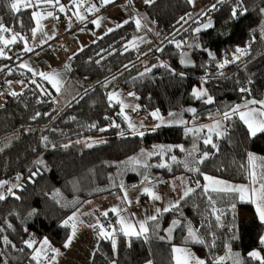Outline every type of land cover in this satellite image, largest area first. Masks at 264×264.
Wrapping results in <instances>:
<instances>
[{
    "label": "trees",
    "instance_id": "16d2710c",
    "mask_svg": "<svg viewBox=\"0 0 264 264\" xmlns=\"http://www.w3.org/2000/svg\"><path fill=\"white\" fill-rule=\"evenodd\" d=\"M11 2L0 0V22L9 29L0 36L16 34L20 39L7 46V51L17 54L0 58L1 68L10 67L1 77L3 82L24 80L27 84L18 95H7L0 107V181L10 182L16 175L22 176L15 195L0 200V264H37L32 256L45 238L53 248L64 251L71 228L63 222L89 200L130 189L144 180L156 183L181 174L189 175L194 185L199 181L200 187L181 199L178 207L149 221L147 240L115 234V248L112 239L101 240L92 264H175L174 246L191 248L207 264H216L219 257H226L222 264H234L235 254H239L242 264H262L249 253L259 251L264 257V244L260 243L264 224L258 219L241 220L219 214L233 204L237 211L247 213H253L254 206L238 202L235 192L209 190L205 194L203 189L205 175L247 183L248 154L264 157V133L252 137L243 122L232 116L229 130L213 137L216 148L205 144L201 137L198 157L206 152L208 158L196 164L192 160L196 140L182 126H161L143 136L134 135L121 105L112 104L109 89L104 86L123 77L121 89L136 95L140 112L148 114L150 120L151 113L157 110L167 116L193 108L195 114L187 116L202 123L246 100L263 99L264 35L260 28L264 24V0H242L247 12L241 14L238 9L235 18L227 15L201 32H195L198 22L188 21L192 10L189 0L145 4L142 10L155 22L160 43L150 48H128V41L138 34L134 20L98 38L69 62L70 83L79 90L70 101H64L59 97L61 92L16 66V60L26 55L22 51L24 39L36 27L33 14L37 7L21 6L15 12L9 6ZM72 3L73 0H59L62 5ZM240 4L241 0L217 3L222 7ZM46 6L49 5L39 8ZM213 11L212 7L207 13ZM249 44L248 54L240 60L222 69L217 66L225 58L231 61L237 47L246 48ZM187 52L193 60L190 67L181 63ZM203 83L207 95L213 98L211 104L204 102L207 96L197 99L192 94ZM242 87L250 89V93L241 92ZM86 138H100L102 142L88 147L82 141ZM156 146H171V151L153 156L149 164L133 166L131 172L121 169L139 151ZM172 156L200 171H188L182 163L173 162ZM161 164L170 165L171 171L159 167ZM173 221L180 223L169 236L167 230ZM189 226L204 244L189 238ZM4 237L11 243L6 244ZM29 240L34 242L32 248L25 243ZM213 242L214 246H210ZM48 252L54 254L50 249Z\"/></svg>",
    "mask_w": 264,
    "mask_h": 264
},
{
    "label": "rangeland",
    "instance_id": "374dc122",
    "mask_svg": "<svg viewBox=\"0 0 264 264\" xmlns=\"http://www.w3.org/2000/svg\"><path fill=\"white\" fill-rule=\"evenodd\" d=\"M23 2H24V0H21L22 4H23ZM76 2H77V4L81 5L79 7V9H77V7L72 3L71 5H63L65 7V12H60L59 7L62 4H56V0H53L52 4H47V3L43 2V0H41V2L38 4V6L39 5H41V6L49 5V6L40 7V10L38 11V13H40V16L38 18L39 19V26L36 23V27L40 28V25H41L40 21H42V20L44 21L45 17H47L48 19H45V20L50 21L49 23H47V25L49 24L53 28V30H51L50 32L56 33L55 27L61 26V27H65L66 30H68V31H72L71 33L77 32L78 34L82 35L84 38H85V36H86V38L89 36L90 37L93 36L96 32L95 33L92 32L93 29H91L88 26L87 20L89 18H91L92 16L96 15L98 11L89 12L88 8H90L92 5H95L96 8L101 10L103 7H106L111 3L104 6L101 4V0L99 1L98 4H91V5L87 3V0H81V1H76ZM131 3L133 5V7L137 10L136 11L137 17L134 18V21H136V19L139 18L140 22H141V27L138 28V34L135 35L133 38H131L128 41V44H127L128 48L132 49V48H140V47H142V48L155 47V45L160 43V40H161V38L159 37L160 33H159V30L157 29L156 24L153 21V19L149 15H147L145 11L140 10V6L142 5L141 7H143L145 5L144 0H131ZM191 3H192V10L190 12L188 21L194 20V21L198 22L195 29L200 28L201 31L210 29L211 27H213L215 25V23L219 19H222L223 17H225L227 15H231L233 8H237V7H229V6L222 7L220 5H217L218 0H194V2H191ZM32 5L33 6H30V7H34V6L38 7L36 0H32ZM213 5H215L214 11L212 13H207V10L209 8H212ZM48 8H51V9L46 10ZM77 11L81 15L86 17V19L83 22L78 20L77 17L75 15H73V13L77 12ZM237 11H238V9H237ZM48 12H52L53 15L48 16L47 15ZM263 14H264V12H263ZM63 16H64V18H61ZM57 17H58V19H57ZM34 18H35V22H36L37 17H34ZM69 18H71L70 24H69ZM209 21H211L212 26L210 28H207V29L203 28V25L207 24ZM135 24H136V22H135ZM47 27H49V26H47ZM11 37H12V35H7L3 38L4 39H11ZM98 37H101V36L98 35ZM19 39H20V36H17L16 42H18ZM96 39L97 38H92V41H95ZM15 43L5 45L2 41V47L0 49H3L4 56H0V58H9L11 56V51H7V46L14 45ZM182 60L185 61V63H182L184 67H190L193 65V60L189 56L188 52L185 54V56L182 58ZM0 69H5V68L0 67ZM122 80H123V77L117 78L114 81L112 80V81L105 83L104 87H105V89H109V96L115 94L114 98L111 99L112 104L119 103L121 105L120 109H121L122 113L124 114V116H127L130 121L132 120L131 122L134 125H136V128L138 129L139 132H143L145 135L146 133L153 131L155 125L159 124L160 121L157 118L153 117L152 115H151L152 116L151 119H153V120H150L148 114H146L144 112H140L139 106L137 104L136 95L135 94L130 95V93H133V92L124 93V91L121 89L120 83ZM17 83L19 84L18 85L19 87L23 86L22 84H24V87H26V84H27V82L24 80L18 81ZM8 84H9V88H10V85L14 86L15 83L11 81V82H8ZM74 84L75 83H69L66 86V88L64 89V91L61 92V94L59 92V94H60L59 97L63 98V99H66V97H67L68 99H66V101H70V99H73L75 96H77L79 94V90L77 89V87H75L76 85H74ZM200 89L205 90L204 83H203V86L201 88H196V90H200ZM19 92H20V90H19ZM0 93H1V91H0ZM3 93H5V91H3ZM3 99H4V96L0 95V107L2 106ZM243 103H240V104H243ZM125 106H127V107H125ZM136 106H138V107H136ZM134 107L136 110H133ZM250 107H257V106L254 105V106H250ZM188 109H193V108H188ZM242 110H244V109H242ZM189 113L192 114L191 111H187V109H184L182 111L175 112V114H176L175 116H169V115L161 116L160 114H159V116L162 117L164 119V121L171 122V123L162 124L161 126H171V125L182 126L185 131H186V129H194V131H192V132H187L189 135L193 136L194 139L196 140V143L194 145V149H195L194 157L192 158L193 163H194V161L202 158V154L200 157H198V153L200 151L199 142L201 140V137L204 138L203 141H205V139L209 135V129H208V127H205V126H211L214 124V122L216 120H221V127L219 129L220 132L226 133L230 127L228 125V120H222V115H218L214 119L206 121V122L195 123V122L190 120V117L187 116V114H189ZM236 116L239 118L238 115H236ZM133 118H135V119H133ZM179 120L186 121L187 123L182 124V123H176L175 122V121H179ZM155 129H157V128H155ZM195 129H200V131H195ZM257 134H259V133H257ZM134 135L140 136L138 134H134ZM211 136H212V140H213L214 136H221V135H217V133L215 131H213L211 133ZM82 141L84 143H86L87 145L91 144L92 146L98 145L99 143L102 142V140L100 138H86V139H82ZM211 144H213V143H211ZM0 148H2V147L0 146ZM147 153H159V148L156 147V148H152V149H143V150L139 151L134 156L136 158V160L133 161L130 159L129 161H126V163L121 166V169H123V171H124V169H126L127 170L126 172H131L133 170V168H132L133 166L149 164L151 158L157 154L148 156ZM254 156L261 157L258 155H254ZM261 162H262V164H264V160H262ZM262 168H264V166H262ZM259 169H261V167ZM262 171H263V169H262ZM18 176L20 177L19 180L17 179ZM34 176H36V174ZM180 177H183L184 183H182L181 179H179ZM215 179L225 181L230 185H244V184H240V183H233V182L223 180V179H219V178H215ZM163 181H165V180H163ZM21 182H22V176L21 175L14 176L10 180V182H8L2 188H0V194H3L5 197H7L9 195H15V190L20 187ZM149 182H151V181L144 180L141 184L132 187V189H134V190H132L133 192L130 191V193H129L130 195L128 196L129 200L132 201V203L131 202L129 203V201L126 198V203L129 204L130 207L133 208L135 212L138 210V207H137L136 202H134V200L137 199L139 201L138 203H140L141 202V195H144L147 197L149 196L148 194H145L143 192V189L145 187H148L152 190V188H153L151 186V183H149ZM14 184L19 185V187L11 188V192H9V188L11 187V185H14ZM148 184H150V185H148ZM173 184L175 185V190L173 189ZM205 185L209 186V190H211L212 187H221L219 185H213V184H211L210 181H207V180H205L204 186ZM258 185H259V182L255 185V187L258 188ZM155 186H159V185H155ZM185 187H192V188L196 189L197 185L196 184L194 185L192 183L189 175L181 174V175H177V176L169 179L168 181L165 182V184H163V185L161 184V189H160L161 191L159 190L158 192H156V191L152 190L154 193L158 194L160 197L165 196L166 200L168 199L169 202H166L165 204H163L162 198L159 200H153L149 196L150 202L147 205L148 212L150 214H153L156 212V209H160V208L162 209V207H169V205L174 202L173 195L176 197L180 196V198H181V195H182ZM245 187L252 188L253 185L245 186ZM121 191L122 190L117 191L115 193L121 194ZM108 198H111V197H108ZM99 202H101V201L97 200L96 204H98ZM238 202L252 204L256 210V205L254 203L250 202L248 199L241 201L239 199V194H238ZM90 204H92V203H90ZM90 204H88L87 207L85 208V210L88 213L90 212V208H92V206ZM115 205L120 208L121 206L125 205V203L123 200L121 201V199H117V200H115ZM163 205H165V206H163ZM124 212L125 211L122 210L120 212V214L124 215ZM256 213H257V211H256ZM219 214L220 215L226 214V215L231 216V217L237 216L239 219L244 220V219H246V215L248 213L245 211H237L236 207L233 210V207L231 206L228 209H222L219 212ZM109 222L110 223L112 222V220L110 218H109ZM262 223L264 224V222H262ZM77 224H79V222ZM263 237H264V235H263ZM43 241L37 246V248L35 249V252L37 249L41 250L42 256L46 255L48 257V259L46 261H51L53 257L56 258L57 256L55 253L50 255V253L47 252L48 248L46 246L44 248H41ZM35 252H34V254H35ZM257 252H259V251H257ZM260 256H261V253H260ZM225 260H226V257H225ZM43 261H45V259L40 260V262H43ZM34 262L37 263V261H35V260H34Z\"/></svg>",
    "mask_w": 264,
    "mask_h": 264
},
{
    "label": "snow or ice",
    "instance_id": "6c2138e0",
    "mask_svg": "<svg viewBox=\"0 0 264 264\" xmlns=\"http://www.w3.org/2000/svg\"><path fill=\"white\" fill-rule=\"evenodd\" d=\"M40 2H41V0H36L37 6ZM43 2H45L47 4H52L53 0H43ZM154 2H155V0H144V3L149 4V5L154 3ZM189 2H194V0H189ZM218 2L223 3L224 0H218ZM56 3L59 4V0H56ZM109 3H114V0H101V4L104 6H106ZM130 3H131V0H130ZM73 4L77 7V9H79V7L81 6V5L77 4L76 0H73ZM9 6L13 11L19 12L21 6L30 7L33 5H32V0H24L23 4L21 3V0H13V2H11ZM213 8H215V5H213ZM237 9H239L241 14L247 12V9L242 6V0H241V4L238 5L237 8H233L232 13H231L233 18H235L237 16ZM59 11L65 12V7L63 5H60ZM88 11L89 12L99 11V9L96 8L95 5H92L90 8H88ZM261 11L264 12V9H261ZM33 15H34V17H37L36 23L39 26V19L38 18L40 16V13H34ZM47 15L52 16L53 14H52V12H48ZM73 15H75L77 17V19L80 20L81 22H83L86 19V17L81 15L78 11L74 12ZM57 19H58V17H57ZM181 19H183V17ZM135 22H136L137 28L141 27V22H140L139 18H137ZM70 23H71V18H69V24ZM92 23L99 26L100 20L99 19L93 20ZM125 23H127V21H125ZM121 26L122 25H119V24L117 25V27H121ZM211 26H212L211 21H209L207 24L203 25V28L207 29V28H210ZM7 31H9V29L6 28L2 22H0V33L7 32ZM36 31H37L36 28L32 29L33 36H35ZM108 31H113V29H109ZM195 31L200 32L201 29L197 28V29H195ZM260 31H261V34L264 35V24L261 25ZM45 35L47 36L46 33H45ZM16 38H17L16 34H13L11 39H4L3 36H0V40H2L5 45L15 43ZM47 38L51 39L52 37H47ZM21 39L23 40L24 38L21 37ZM177 47H180V45L177 44ZM250 47H251L250 44L246 48L237 47L235 49V53H233V57H232L231 61L229 59L225 58L222 62H219L217 66L222 69L226 65H228L230 62H236V61L240 60L243 56L248 54V50ZM25 50L26 51H32L33 49L26 47ZM209 55L212 56L213 59H215L214 55L211 52H209ZM0 56H4L3 49H0ZM181 63H185V61L181 60ZM20 67H22V68L28 67V65L22 64V65H20ZM65 67L67 68L69 66L65 65ZM28 70L33 71L30 67L28 68ZM0 71H2V69H0ZM34 74H36V73H34ZM222 74L223 73H221V75ZM38 75L43 77L45 80H48L52 84V86L56 89V91L60 92V90H61L60 83L61 82L58 79H56V77H59V73L54 72L52 74H47V73L40 72V73H38ZM33 83H35V81H33ZM240 91L250 93L251 90L248 88L242 87V88H240ZM192 94L197 99H201V98L207 96V99L204 102L207 104L213 103V98L211 96H208L207 91L204 89H200V90L194 89ZM0 95H3V93H0ZM10 95L16 96V95H18V93L11 92ZM114 95L115 94L110 95L109 99L110 100L113 99ZM130 95H134V93H130ZM249 105H258L259 107H249ZM125 107H127V106H125ZM136 107H138V106H136ZM242 109H244V110H242ZM133 110H136L135 107L133 108ZM187 111H191L193 114H195V112H196L195 109H187ZM37 115H39V113ZM151 115L160 121L159 124L155 125L153 130H155V128L160 127L162 124L171 123V122L164 121V119L159 116L158 110L156 112L151 113ZM175 115H176L175 113H169V116H175ZM209 115L211 116V114H209ZM234 115H238L239 119L244 122V124L247 126L248 131L252 137H255L257 135V133H264V99H261V100L251 99V100H246L243 104L234 105L231 107L230 111L225 110L222 113V120H231L232 116H234ZM125 119L129 121L128 127L133 130V134H138L140 136L144 135L143 132L138 131V129L136 128V125H134L129 120V118L127 116H125ZM175 122L176 123H182V124L187 123L186 121H183V120H179V121H175ZM114 126L119 127V125H114ZM205 127H208V129H209V135L204 141L205 144H211L212 143L211 133L213 131H215L217 133V135H223L224 134V133L219 131V129L221 127V120H216L213 125L205 126ZM100 130L104 131L105 129H100ZM192 131H194V129H186V132H192ZM195 131H200V129H195ZM120 134L123 135L122 132ZM44 139L47 140V137H45ZM91 146H92L91 144L88 145V147H91ZM212 146H213V148L217 147L216 144H212ZM64 147H67V145H65ZM156 147L159 148V153H147V155L151 156L154 154H163L166 150L171 151V146H156ZM0 151H3V149L0 148ZM181 151H184V149L182 147H181ZM189 155H191V153H189ZM207 158H208V153L205 152L202 154V158L194 161V163L202 164L204 162V159H207ZM130 159L133 161L136 160L135 157L130 158ZM248 159H249V163L252 165V170L249 171V178H250L251 183L253 185L252 188L245 187L244 185H230L225 181L218 180V179H215L213 177L206 176V175L204 176V179L207 181H210L211 184H213V185L221 186V187H212V189H211L212 191H215V192H235V193L239 194V199L241 201L248 199L250 202L254 203L256 205V211L258 213L260 221L264 222V171L261 172V174L258 178L256 175V172H255L256 165L253 163L256 159L264 160V157H255L252 153H249ZM171 160L173 162H176V163H182L188 171H191V172H199L200 171L198 167H190L187 161H177V158L175 156H172ZM37 163H43V162L37 161ZM159 167H168L169 170L171 171L170 165L161 164V165H159ZM35 174L36 173H33V175H35ZM17 179L19 180L20 177L18 176ZM145 179H147V177H145ZM179 179H181L182 183H184L183 177H180ZM258 182H259V188H256L255 185ZM7 183H8V181H0V188H2ZM196 184H197V187H200L199 181H197ZM15 187H19V185H15V184L11 185V187L9 188V192H11V188H15ZM120 187L123 188V183H121ZM173 189L175 190L174 184H173ZM203 190H204V193L206 194L209 191V186L205 185ZM194 191H195V189L192 187H185V189L182 193L181 199L187 198ZM143 192L145 194H148L153 200L161 199V197L158 194L154 193L148 187H145L143 189ZM126 197H127V193L125 192V198ZM5 198L6 197L3 194H0V200H4ZM17 199H19V197H17ZM208 199L211 203H213V204L215 203V201L212 200L211 196H209ZM78 202L79 201H77V203ZM129 203H130V201H129ZM178 205H179L178 201L173 202L169 205V207L164 208L163 211L164 212L170 211L172 208L178 207ZM232 207L234 210L235 205L233 204ZM111 211L114 213H117V215H119L118 209L113 208V209H111ZM213 211L215 212L216 209H213ZM156 213H157V215L160 214L161 209H156ZM30 215H32V213H30ZM86 215H87V213H86ZM102 215L107 217L108 212L105 211L102 213ZM157 215H153V216L149 217L148 219L155 221L157 219ZM216 219H217V221H219L220 216L217 215ZM78 222H79V217H78L77 213H73L72 216L68 217V219L63 222L65 226H68L71 228V234L68 236V238L64 244L65 248L70 247L73 240L75 239V237L77 235V230H78L77 229V223ZM119 222L122 225L120 231L123 232L125 236H128V237L135 236L137 238L143 236L145 240L148 239V237L146 235L149 231V228L147 227V220L139 222L138 229H137L136 225H133L130 222L126 224L123 217L120 218ZM179 223H180L179 221H173L172 227H170L167 230L169 233V236H171L172 231L174 230V228L176 226L179 225ZM9 227H11V225H9ZM90 227H93V228L99 227L100 228L99 235L105 239H112L113 247L115 248L116 241L114 239L112 232H109L108 230L104 229L103 225H99V224L90 225ZM188 236L190 239H192L196 243H200V244L205 243V241L197 235V233L191 228V226H189V228H188ZM160 239H164V237H160ZM4 242L6 244L11 243L10 241H8L7 237H4ZM25 243L27 244V246L29 248H32L34 242L32 240H29V241H25ZM260 243L264 244V237H261ZM45 246L48 249H50L51 252L55 253L56 255H60V250L57 248H53L51 246L50 242L47 240V238L44 239V241L41 245V248H44ZM210 246H214V242ZM13 247H14V245H13ZM172 251L175 254L173 256L175 264H207V262L205 260H202V259L196 257L193 253H191L190 251H188L185 248L174 246ZM235 255L237 258L234 261V264H242L241 260L239 259V254H235ZM249 256H251L255 259L261 260L262 264H264V257H261L259 252L253 251V252L249 253ZM32 259L37 261V264H40L41 259L47 260L48 257L46 255L42 256L41 250L37 249L35 254L32 256ZM52 259L54 260L55 257H53ZM224 260H225V257H219L216 261V264H222V262ZM148 264H151V261H149Z\"/></svg>",
    "mask_w": 264,
    "mask_h": 264
},
{
    "label": "crops",
    "instance_id": "0c3cea01",
    "mask_svg": "<svg viewBox=\"0 0 264 264\" xmlns=\"http://www.w3.org/2000/svg\"><path fill=\"white\" fill-rule=\"evenodd\" d=\"M39 6L37 7L35 13H38V11L40 10ZM108 6L103 7L101 10L97 12L96 15L92 16L91 18L87 20L88 26L91 29H93L92 32L93 33L96 32L93 36L91 37L89 36L87 38L86 36L84 38L82 35L78 34L77 32L71 33L72 31H68L66 30L65 27H61V26L55 27L56 33L50 32L51 30H53V28L49 24L47 25V23H49L50 21L49 20L46 21L45 19H48V18L45 17L44 21L43 20L40 21L41 22L40 28L35 27L36 29H38L36 31L35 36H33V33H32V35L29 38L24 39V47L22 51L26 52V55L16 60L15 62L16 66L21 68L23 71L29 72L33 78L40 79L48 83L54 90L56 89L52 86V84L48 80H45L43 77L39 76L38 73L40 72L47 73V74H52L54 72L59 73V77H56V79H58L61 82L60 92L64 91V89L70 83V80H71L69 67L66 68L65 65L69 66V62L71 61L73 56L79 53L80 51H82L89 44L94 42L92 41V38L98 39L100 38L98 37V35L102 37L106 34H109L110 32H112V31H108L109 29L115 30L116 28H119L117 27L118 24L124 25L126 24L125 21L129 22L131 20H134L135 17H137V14H136L137 10L133 7L132 3H130V0H115L114 3H111ZM141 6H140V10H142ZM61 18H64V16ZM97 19L100 20L99 26L92 23L93 20H97ZM45 33L47 34V36L45 35ZM47 37H52V38L48 39ZM26 47L31 48L33 50L26 51L25 50ZM15 54H17V52L14 50H11V55H15ZM22 64H26L28 65V67H23V68L20 67V65ZM29 67L33 71H29L28 70ZM8 68L10 67H6L5 69H2V71H0V91L1 93L5 91V93H3L4 99L7 95H10L11 92L20 93L25 88L24 84H22L23 86L19 87L18 86L19 84L17 83L18 81H12L15 84L14 86L10 85V88H9L8 82H11V81L3 82V78L1 77V74L3 71H5ZM4 99H3V103H4ZM66 99L68 98L66 97ZM66 99H63V100L66 101ZM250 106H254V105H249V107ZM256 106L259 107L258 105ZM261 161L262 160L260 159H256L253 162L256 165L255 172H256L257 177L260 176L262 169L264 171V168H262L264 164H262ZM260 167L261 169H259ZM250 170H252L251 164H250ZM168 180L156 182V183H153V182H149V183H151V186L153 187L152 190L158 192L161 189V184L162 185L165 184V182ZM155 185H159V186H155ZM244 185L245 186L252 185L250 178L248 182L245 183ZM258 188H259V185H258ZM132 190L134 189L131 188V189L123 190L121 191V194L113 193L107 196L96 198L97 200L101 201L98 204H96V201H97L96 199H92V201L91 200L87 201L78 211L75 212L78 214L79 224H77V229H78L77 235L75 239L73 240L71 246L68 248H65L64 251H60V255H56L57 257L54 260L53 259L51 261L45 260L40 263L42 264H92L93 256L96 250L98 249L101 240L105 238L99 235V232H100L99 227L93 228V227H90V225H94V224L103 225L104 229L108 230L109 232H112L113 235L115 234L124 235V233L120 231L122 227V225L119 222L121 217L124 218L126 224L130 222L131 224L136 225L137 229H138L139 222L147 220V227H148V222L151 221L148 218L153 215H157V213L155 212L153 214H150L148 212L147 205L150 202V198L149 196L147 197L144 195H141L140 203H138L139 201L137 199L134 200V202H136L137 207H138V210L135 212L134 209L131 208L130 205L126 203V198L128 201H130L128 196L130 195L129 193ZM125 192L127 193L126 198L124 197ZM108 197H111V198H108ZM161 198L163 200V204H165L166 202H169L168 199H167L168 201L166 200L165 196ZM117 199H121V201L123 200L125 205L121 206L120 208L117 207L115 205V200ZM173 199H174V202L176 201L179 202L181 200L180 196L176 197L174 195H173ZM130 202L132 203V201ZM88 204L92 206V208H90L89 213L85 210ZM113 208H116L119 210V215L111 211V209ZM164 208L166 207H162V209L160 208L161 213L157 215V218L161 214L164 213L163 211ZM122 210L125 211L124 215L120 214ZM105 211L108 212L107 217L102 215V213ZM109 218L112 220L111 223L109 222ZM246 219H249V220L258 219L260 221L259 216L256 213L255 207H254L253 213H248L246 215ZM146 235H148V233ZM131 237H135V236H131ZM139 238H144V237L141 236ZM175 247H178V246H175ZM181 248L187 249L188 251L193 253L196 257L200 258L191 248H187V247H181ZM173 255L175 254L173 253ZM151 264L153 263L151 262Z\"/></svg>",
    "mask_w": 264,
    "mask_h": 264
}]
</instances>
